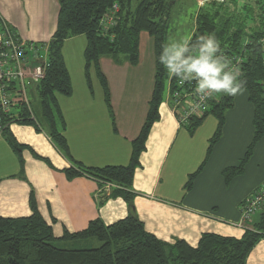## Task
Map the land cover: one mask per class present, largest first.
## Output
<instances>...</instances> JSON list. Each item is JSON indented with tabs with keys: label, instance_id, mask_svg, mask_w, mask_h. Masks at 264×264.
Wrapping results in <instances>:
<instances>
[{
	"label": "crops",
	"instance_id": "obj_1",
	"mask_svg": "<svg viewBox=\"0 0 264 264\" xmlns=\"http://www.w3.org/2000/svg\"><path fill=\"white\" fill-rule=\"evenodd\" d=\"M58 12L59 0H0L1 15L21 37L23 34L36 41L51 40ZM51 17L54 27L49 25ZM143 33L138 65H131L125 58L100 59L112 113L94 69L91 86L87 81L85 35L64 42L62 54L72 93L58 96L65 122L59 129L67 139L71 158L33 125L13 123L10 131L19 143L28 147L22 151V163L0 135V216L30 215L31 192L40 214L57 237L65 230H82L97 218L111 224L128 215L129 206L122 197H100V200L96 180L87 175L68 179L64 169L74 166L75 161L86 166L129 164L132 142L147 117L156 70L154 39L147 33L153 41H147L143 57ZM95 81L96 92L92 86ZM159 114L140 154L132 186L135 209L145 228L164 242L182 239L192 246L208 232L241 238L245 229L240 227L243 221L239 206L264 183V136L255 145L243 173L229 183L222 173L228 167L240 165L255 133L254 106L248 93L241 91L235 97L234 106L225 114L222 135L210 153L211 139L218 127L215 116L208 115L191 133L179 125L168 99L160 105ZM34 153L50 164L36 158ZM197 172L188 186L191 175ZM255 217L247 223V229L252 227ZM246 264H264V238L250 252Z\"/></svg>",
	"mask_w": 264,
	"mask_h": 264
},
{
	"label": "trees",
	"instance_id": "obj_2",
	"mask_svg": "<svg viewBox=\"0 0 264 264\" xmlns=\"http://www.w3.org/2000/svg\"><path fill=\"white\" fill-rule=\"evenodd\" d=\"M174 2L175 0H136V3L135 0H59L57 27L48 42L51 65L45 78L35 88L39 99L38 115L33 109L34 119L23 109L22 118L16 119V123L33 125L39 132L45 127L55 146L71 158L67 139L59 129L64 127L65 122L58 96H69L72 93L71 78L62 54L64 42L73 36L85 35L87 81L91 86V69H94L112 113L109 87L101 70L100 59L104 56L113 57L117 61L125 58L131 65H138L141 33L147 32L154 39V88L146 120L132 142L133 152L129 164L86 166L75 161L74 166L64 169L68 179L87 175L99 183V189H103L105 183H113L115 187L109 193L102 190L99 198L122 197L128 203L129 213L111 224L97 218L82 230H65L62 236L57 237L52 226L40 214L34 193L31 192L30 215L0 216V264H246L250 252L264 238V209L258 214L252 227L245 229L241 238L208 232L203 233L196 246L182 239L174 243L162 241L145 228L136 212L135 194L132 190L135 170L140 166L139 157L146 148L151 128L160 118V105L168 99V88L175 79L159 61L162 45L165 44L166 23ZM229 3L231 1L208 0L200 7L195 16L194 33L190 38L195 44L201 35H213L220 45L219 55L228 61L236 56L242 58L238 65L241 73L239 80L242 83L241 91L248 93L249 101L254 106L255 133L240 165L223 171L227 183L243 173L255 145L264 136V8L259 7L252 16L248 14L254 11L252 6L245 13L239 12L238 7L230 8ZM248 15L252 21L250 26L247 23ZM236 96L217 95L201 116H194L184 125L193 133L208 115L217 118L218 127L211 139L209 153L222 135L225 114L234 106ZM3 120L8 121L5 116ZM2 135L23 163L22 151L28 146L18 142L10 131V126L4 128ZM34 156L50 164L38 154L34 153ZM197 174L198 172L191 175L188 186H191ZM94 241L98 245L92 246ZM57 242L65 243L67 248L57 246ZM77 244L84 245L76 247ZM68 245L72 247L68 248Z\"/></svg>",
	"mask_w": 264,
	"mask_h": 264
},
{
	"label": "built area",
	"instance_id": "obj_3",
	"mask_svg": "<svg viewBox=\"0 0 264 264\" xmlns=\"http://www.w3.org/2000/svg\"><path fill=\"white\" fill-rule=\"evenodd\" d=\"M207 1V0H205ZM203 1L201 5H205ZM210 1V0H209ZM223 1V0H218ZM230 66L238 68L240 56L229 59ZM49 43L29 42L22 38L18 31L0 13V135L4 128L22 118L26 109L35 119L30 100V86L36 87L45 78L50 67ZM168 88V99L171 110L179 125L184 126L194 116H201L208 108L210 101L217 96L201 100L195 92L196 82H181L175 78ZM3 116L8 121L4 122ZM115 187L105 183L103 189L109 193ZM264 209V183L245 198L239 206L242 216L240 227L247 229V223Z\"/></svg>",
	"mask_w": 264,
	"mask_h": 264
},
{
	"label": "clouds",
	"instance_id": "obj_4",
	"mask_svg": "<svg viewBox=\"0 0 264 264\" xmlns=\"http://www.w3.org/2000/svg\"><path fill=\"white\" fill-rule=\"evenodd\" d=\"M219 49L213 35H201L195 44L182 37L162 45L159 61L171 77L181 82L195 81V92L201 100L219 94L235 96L242 88L241 73L218 54Z\"/></svg>",
	"mask_w": 264,
	"mask_h": 264
},
{
	"label": "rangeland",
	"instance_id": "obj_5",
	"mask_svg": "<svg viewBox=\"0 0 264 264\" xmlns=\"http://www.w3.org/2000/svg\"><path fill=\"white\" fill-rule=\"evenodd\" d=\"M203 1H205V0H175L173 5H171L169 17H168V20L166 23L167 27H166V34H165V44L168 43L170 40H180L182 37L191 38V36L194 33V29H195V16L197 14V11H199V8L204 6V4L201 5V3ZM207 1H205L204 3H206ZM223 1H225V0H223ZM230 1H231V3H229L230 8H233V6L235 8L238 7L239 12L241 11V12L247 13L246 9L252 6L254 8V11L248 12L249 15L254 14L255 11H257V9L261 6L264 8V0H236L237 2H234V3L232 2V0H227V2H230ZM135 3H136V0H135ZM51 11L53 12V7H52ZM50 16H52V14H50ZM52 17L49 18L50 27H54V25L51 24V22L53 23ZM251 22H252L251 16H249V19L247 21L248 26L251 25ZM49 31H51V30H49ZM22 38H25L29 42L45 43V42L36 41L34 39H31V38H29V36H24L23 34H22ZM149 40L153 41L152 38L149 37V35L147 33H143V35H142V55H143V57L146 55L145 49L147 48V41H149ZM77 49H79V47H76V50ZM80 49L82 50L84 48L80 47ZM154 50H155V48H154ZM165 83L168 86V79L167 78L165 79ZM92 86L94 87V91L96 92V90L98 88V86L96 85V81ZM35 88L36 87H34V86H30V88H29L30 89V100H31L32 108L34 109L35 114L38 115L39 99H38L37 93L35 91L36 90ZM96 94H99V93H96ZM40 132H44V134L48 135L47 129L45 127ZM257 217L258 216H256L255 218H257ZM64 244L65 243H59V242L56 243V245L59 247L67 248L64 246ZM83 245L84 244H77L76 247H78V246L81 247ZM90 245H91V243H90ZM96 245H98V243L96 241H94L92 246H96ZM71 247H72V245H68V248H71Z\"/></svg>",
	"mask_w": 264,
	"mask_h": 264
}]
</instances>
